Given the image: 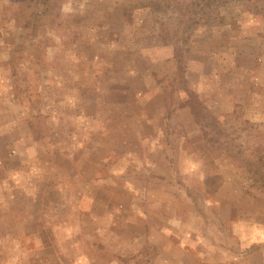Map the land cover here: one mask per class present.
I'll use <instances>...</instances> for the list:
<instances>
[{"label":"rangeland","instance_id":"rangeland-1","mask_svg":"<svg viewBox=\"0 0 264 264\" xmlns=\"http://www.w3.org/2000/svg\"><path fill=\"white\" fill-rule=\"evenodd\" d=\"M201 1L0 0V264H264V0Z\"/></svg>","mask_w":264,"mask_h":264},{"label":"trees","instance_id":"trees-1","mask_svg":"<svg viewBox=\"0 0 264 264\" xmlns=\"http://www.w3.org/2000/svg\"><path fill=\"white\" fill-rule=\"evenodd\" d=\"M210 1L212 2V1H217V0H202L201 1V3H202L203 6H200L199 11L202 12V14H206L207 13L208 8H207L206 5ZM190 6H197V5H193V2H190ZM204 6H206V7H204Z\"/></svg>","mask_w":264,"mask_h":264}]
</instances>
